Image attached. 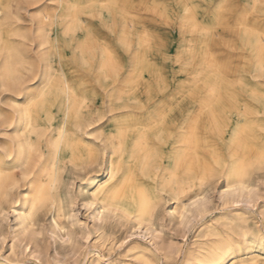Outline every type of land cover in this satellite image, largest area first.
<instances>
[{
	"label": "bare ground",
	"instance_id": "1",
	"mask_svg": "<svg viewBox=\"0 0 264 264\" xmlns=\"http://www.w3.org/2000/svg\"><path fill=\"white\" fill-rule=\"evenodd\" d=\"M47 1L0 0V85L23 93L22 102L14 101L15 115L6 121L11 135L0 156V198L18 181L33 187L28 209L25 200L12 208L23 236L28 233L25 222L31 224L39 210L54 207L57 217L64 215L59 189L67 165L92 172L83 182L94 186L85 202L89 208L95 206L96 219L126 227L132 235L140 231L151 241L159 235L154 220L165 194L174 200L182 223L192 214L205 219L212 202L207 188L219 178L224 179L219 193L225 201L248 205L254 199L251 176L264 166V86L259 84L264 80V0H221L209 21L189 2L182 4L192 19L181 18L172 30L179 39L175 80L164 76L152 59L168 60V46L155 48L161 45L154 43L159 37L138 27L129 0H58L56 14L45 8ZM239 5V15L227 22L223 12ZM22 8L36 10L30 12L27 29L20 24ZM251 17L260 20L256 23ZM47 21L61 28L53 42L47 37ZM78 30L85 39L74 47ZM227 31L236 37V46L226 40ZM27 34L34 35L38 47L52 48L61 60L77 49L75 68L92 75V82L53 72L49 57L36 70L20 52V40ZM222 46L246 51V64L219 57ZM39 82L34 91L31 86ZM88 89L93 95H87ZM97 89L103 91L100 97ZM235 118L241 124L234 127ZM105 121L108 133L103 134L101 126L94 134ZM7 164L19 171L18 178ZM97 170L102 175L98 182ZM244 222L242 216L213 219L203 231L204 239L188 248L185 257L190 264H259L264 236L244 227ZM161 245L155 249L164 251L165 264L176 262L179 243ZM131 254L137 264H157L145 250Z\"/></svg>",
	"mask_w": 264,
	"mask_h": 264
},
{
	"label": "rangeland",
	"instance_id": "2",
	"mask_svg": "<svg viewBox=\"0 0 264 264\" xmlns=\"http://www.w3.org/2000/svg\"><path fill=\"white\" fill-rule=\"evenodd\" d=\"M129 1L133 4L132 11L135 14L134 16L139 19L138 27H146L159 37V40L154 43L161 45H158L155 48L162 51V44L165 43L168 46V60L162 61L161 57L156 56H153L152 59L158 64L160 71L163 72L164 76H171V78L175 80L177 77L179 78L176 71V57L174 56L176 53L175 46L179 39L177 35V37H173L175 34L172 30L177 29V25L180 23L179 21L181 18L186 17L185 19L188 22L192 19L190 18L192 17L190 12L182 11V4L189 2V5L198 11H202V15L209 21L213 15L211 12L221 0ZM243 1L244 0H241L240 2ZM47 2L45 8L50 10L51 13L56 14L59 11L58 0H48ZM153 4L159 6L151 8L150 6ZM153 10H155L157 14H161L160 12H164V14H162V16L153 14ZM232 10L223 12L226 15L227 22H232L234 20L233 16L239 15L241 5H239V7H234ZM32 11L34 12L36 10H26L25 8L20 10V24L24 29H27L30 24L29 15ZM251 19L253 22L257 23L260 20V17H256V19L255 17H251L250 20ZM48 22L49 21H47V23ZM53 22H49L50 26L48 28H50V31L47 36L52 42L56 38L55 33L57 32V34H59L61 29L60 26L56 28ZM98 32L101 36L108 38L105 30L99 28ZM27 35L20 40V42L24 41V44L20 45L22 46L20 47V52L22 51V55L34 63L36 70H40L44 65L45 57H49L53 72L63 71L68 78L74 81L89 80L92 82L94 79L92 75L87 74L80 69L77 71V68H75V63L78 60L76 56L77 49L66 55L59 50L61 55H65L62 59L63 62L59 55H57L58 53L54 52L52 48L48 45L38 47L34 35ZM224 36L232 47L237 45L238 41L236 37L232 35V32L227 31L224 33ZM213 37L215 36L213 35ZM84 39L85 36L83 32L80 30L76 31L72 46L74 45L75 47L76 43L82 42ZM219 50L221 51L219 57L222 58V56H225L229 61H233L237 64L239 62V64H246L248 59L246 51L235 48L225 49L224 46L220 47ZM229 53H231V55ZM2 59L3 56L0 55V62ZM31 82L32 81L29 80L28 77L27 84H30ZM260 83L264 86V80L261 79L259 84ZM40 85L41 83L39 82L31 87L36 91L39 89ZM91 85L95 86L94 83H91ZM88 90L89 92H87V95H93V92L90 91V89ZM97 90L96 93L98 97L103 91L99 89ZM22 100L23 93L19 94L7 85H0L1 157L4 155V147H6L10 141L11 132L7 122H9V116L11 117L15 115V111H13L14 101H17L18 103L22 102ZM232 124H234L233 126L235 127L241 124V120L235 118ZM99 127H101L100 130L103 134L105 132L108 133L110 130V127H108V121H105L97 126L94 130V134H96ZM223 157L224 159L227 158L226 151L223 153ZM6 168L11 173L13 171L15 177L18 178L19 171L17 169H12V166L9 164L6 165ZM256 172H253L251 176L256 185L255 197L248 203V205L245 204L246 202L234 204L230 201H225L224 198L220 197L219 189L224 188V179L219 178L218 181H214L215 183H210L207 190L209 189L208 194L209 197H211L212 202L209 206V212L206 217H204V220L202 219L203 216L192 214L190 215L191 220L189 219L190 221H188V223H182L179 217H177L178 214L174 209V200L168 199V196L165 194L164 197L166 201L157 207L155 214L156 218L154 221L156 235H159L154 241H151L150 236L140 231H136L135 234L132 235L127 231L126 227L116 225L114 222L108 220L104 221L103 219H96L94 216L95 206L89 208L85 202V198L94 186L83 182L84 179L90 178L92 172L87 174L77 171L70 165H67L61 174V190L59 189V194L63 198L62 213H64V215L62 214L63 216L61 215L60 217H57L56 209L54 207H46L43 208V210H39L35 213L33 217L34 221L31 224L27 221L25 222V225L28 227V233L23 236L21 230L22 225H16L17 221H15L13 217L12 208L19 206L22 201L25 200V209L27 210L29 205L28 201L32 194L33 187L28 186L29 184H27L26 180L18 181L14 188L8 190L9 193L6 197L0 198V262L10 261L11 264H96L97 262L99 264H107L108 262L113 264H120L121 262H125L126 264H137L131 253L136 251V249H139L153 254L157 264H165L162 258V253L164 251L159 253L155 248L161 244V246H164L167 243L175 242L179 243L181 246V254L173 264H190V258L187 256L185 257V252L197 241L204 239L202 235L208 223L213 222V219L215 220L220 216H223V218L242 216L245 220L244 227L249 225L248 228L251 231L254 233H260L264 236V166ZM97 175L98 182L102 178L101 170H97L96 176ZM139 177H141V175H139ZM25 192L27 193L24 198H22ZM182 200L184 203H187L188 198L184 197ZM67 212L71 217H68L69 214ZM259 254L258 263L264 264V251H260ZM33 256H36L37 258Z\"/></svg>",
	"mask_w": 264,
	"mask_h": 264
}]
</instances>
